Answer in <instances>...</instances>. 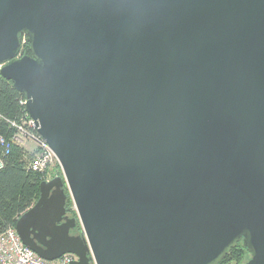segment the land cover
Listing matches in <instances>:
<instances>
[{"label": "water", "instance_id": "obj_1", "mask_svg": "<svg viewBox=\"0 0 264 264\" xmlns=\"http://www.w3.org/2000/svg\"><path fill=\"white\" fill-rule=\"evenodd\" d=\"M0 76L63 173L15 226L41 258L264 264V0H0Z\"/></svg>", "mask_w": 264, "mask_h": 264}, {"label": "trees", "instance_id": "obj_2", "mask_svg": "<svg viewBox=\"0 0 264 264\" xmlns=\"http://www.w3.org/2000/svg\"><path fill=\"white\" fill-rule=\"evenodd\" d=\"M20 55H30L28 43L22 46ZM23 99L12 83L0 76V137L10 143L9 153H2L5 165L0 170V235L15 227L18 219L36 204L40 198V185L48 179V175L45 178L30 169L35 153L12 142L17 134V128L12 126V122L22 123L27 114L26 107L20 103ZM60 175L58 170L56 176ZM70 204L68 198L66 209L76 218L77 214L72 211ZM250 258L243 243H239L221 264H246Z\"/></svg>", "mask_w": 264, "mask_h": 264}, {"label": "built area", "instance_id": "obj_3", "mask_svg": "<svg viewBox=\"0 0 264 264\" xmlns=\"http://www.w3.org/2000/svg\"><path fill=\"white\" fill-rule=\"evenodd\" d=\"M25 44H27L26 37L22 39V46ZM20 103L25 108L27 100L24 98ZM12 126L17 128V134L12 140L13 143L24 146L22 144L23 137H21L23 134L33 138V140L39 144V151L35 153L29 167L32 171L46 178L49 169L56 165H54L56 156L38 133L35 121L27 113L22 123L18 124L12 122ZM9 150L10 143L0 137V170L3 169L5 165L2 153L4 151V155H7ZM50 180L51 179H47L46 181ZM76 260L77 258L72 254H66L54 261L41 258L33 250L23 244L15 227L9 228L0 235V264H73Z\"/></svg>", "mask_w": 264, "mask_h": 264}, {"label": "rangeland", "instance_id": "obj_4", "mask_svg": "<svg viewBox=\"0 0 264 264\" xmlns=\"http://www.w3.org/2000/svg\"><path fill=\"white\" fill-rule=\"evenodd\" d=\"M23 140H22V144L24 145L23 147H25L27 149L28 152L30 153H36L39 151V144L33 140V138H30L29 136H26V135H23ZM56 164V165H55ZM55 166L51 167L49 169V173H48V179H54L57 174H58V170H60L61 172V175L60 176H56V177H62L63 176V173H62V169L58 163V160L56 158V162L54 163ZM54 177V178H53ZM68 195H69V192H68ZM70 206H71V209L74 213H76V210H75V205H74V202L73 200L70 198ZM71 214H73L72 212H70ZM77 214V213H76ZM73 216V215H72Z\"/></svg>", "mask_w": 264, "mask_h": 264}, {"label": "flooded vegetation", "instance_id": "obj_5", "mask_svg": "<svg viewBox=\"0 0 264 264\" xmlns=\"http://www.w3.org/2000/svg\"><path fill=\"white\" fill-rule=\"evenodd\" d=\"M66 216L70 219L75 218L72 216V214L69 211H67V209H66ZM80 232H81V229H78V228L72 230L73 235H78V234H80Z\"/></svg>", "mask_w": 264, "mask_h": 264}]
</instances>
